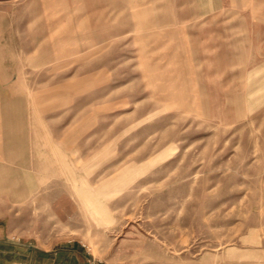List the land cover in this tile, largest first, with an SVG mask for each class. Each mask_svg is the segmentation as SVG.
I'll return each mask as SVG.
<instances>
[{"label": "rangeland", "instance_id": "rangeland-1", "mask_svg": "<svg viewBox=\"0 0 264 264\" xmlns=\"http://www.w3.org/2000/svg\"><path fill=\"white\" fill-rule=\"evenodd\" d=\"M5 2L12 253L264 264V0H24L21 40Z\"/></svg>", "mask_w": 264, "mask_h": 264}, {"label": "crops", "instance_id": "crops-1", "mask_svg": "<svg viewBox=\"0 0 264 264\" xmlns=\"http://www.w3.org/2000/svg\"><path fill=\"white\" fill-rule=\"evenodd\" d=\"M10 6L12 5L6 4L5 0H0V48L8 46L9 23L7 21L10 13L14 12L13 7ZM15 14L17 15L16 37L21 40L25 37L26 9L24 0H17ZM33 15L35 18V13ZM0 62L3 60L1 59ZM4 237L0 227V264H86L89 260L75 244L52 248L30 245L14 246L15 252L12 253L13 250L10 249L9 242Z\"/></svg>", "mask_w": 264, "mask_h": 264}, {"label": "built area", "instance_id": "built-area-1", "mask_svg": "<svg viewBox=\"0 0 264 264\" xmlns=\"http://www.w3.org/2000/svg\"><path fill=\"white\" fill-rule=\"evenodd\" d=\"M86 264H106V263H101V262H96L94 259H89Z\"/></svg>", "mask_w": 264, "mask_h": 264}]
</instances>
